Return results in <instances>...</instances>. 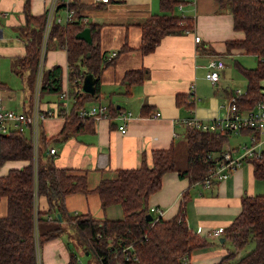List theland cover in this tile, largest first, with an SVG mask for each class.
Segmentation results:
<instances>
[{"label": "trees", "instance_id": "16d2710c", "mask_svg": "<svg viewBox=\"0 0 264 264\" xmlns=\"http://www.w3.org/2000/svg\"><path fill=\"white\" fill-rule=\"evenodd\" d=\"M159 12L151 13L141 24L143 52L153 51L161 38L174 31H190L195 26L192 16L180 14L176 8L189 0H159ZM222 8L228 7L234 16L235 29L243 30L242 39L230 40V47L244 49L245 53L258 57L253 67L235 63L247 79L242 94L234 95L241 110L264 103V0H218ZM31 0H25L26 24L21 26L20 35L27 39V53L18 58L17 71H29V85H36L39 69L40 44L47 24V11L40 15L30 12ZM81 3L59 0L56 16L60 9L72 10L68 21L52 18L46 50L65 49L68 62V77L73 87L71 93L76 102L72 114L66 117L62 130L51 139L64 140L71 135L92 126L94 118L80 117L77 109L89 99L101 96V75L103 69L114 63L121 51L130 49L124 44L111 57L100 47V25L86 22L80 14ZM34 24V25H31ZM89 29L90 39L80 35ZM85 72L96 76L94 94L82 90ZM146 68L127 70L123 81L127 87L142 83ZM63 68L60 64L44 65L41 74V95L59 93L63 83ZM2 83L0 82V85ZM179 105L192 106L188 93L177 95ZM148 106H145L147 108ZM110 116L118 109L109 105ZM118 110V111H117ZM251 129H245V132ZM231 134L225 130H204L190 127L186 134L187 160L185 167L178 166V148L172 143L168 148L152 151V164L143 153L141 165L120 168L113 176L103 177L95 186L89 184L87 170L77 167L58 166L54 156L45 154L48 146L46 136L41 138L36 159L32 140L20 130H11L8 135L0 134V167L9 159H26L29 162L20 168H12L0 176V200L7 197V212L0 213V264H39L38 253L46 242L69 233V242L93 254L100 264H187L191 253L198 248L209 246L212 241L190 228L187 218V202L190 189L183 191L177 213L168 219L152 213L149 205L151 194L162 187L163 176L168 171L179 170L182 177H189L191 184L204 179L217 161L209 154L223 150ZM45 155L48 157L45 159ZM253 172L264 179V153L251 156ZM97 192L104 209L118 205L122 209L120 218H96L91 212L72 213L67 207V196L73 193ZM45 195L47 210L37 208V197ZM241 211L224 228L226 240L234 249L217 262L211 264H264V194L243 195ZM60 212L61 219L57 213ZM154 215L148 220V214ZM52 218L49 219L48 216ZM51 223V224H50ZM47 224H50L47 226ZM254 247L233 262L236 253L248 243ZM67 264H80L77 253L71 252ZM88 264V263H87Z\"/></svg>", "mask_w": 264, "mask_h": 264}, {"label": "crops", "instance_id": "0c3cea01", "mask_svg": "<svg viewBox=\"0 0 264 264\" xmlns=\"http://www.w3.org/2000/svg\"><path fill=\"white\" fill-rule=\"evenodd\" d=\"M52 1L31 0L30 12L34 15L43 14ZM78 1L81 3L79 12L87 18V22L100 25V47L107 57L118 52L124 44L130 47L121 51L116 61L103 69L100 98L89 99L84 104L90 105L100 100L98 103L113 105L119 112L131 111V116L126 120L127 131L122 133L119 130L121 120L117 117L100 116L94 118L88 129L67 139H51L62 130L66 117L74 111L76 98L71 93L73 87L68 77L66 50L50 48L45 52L44 65L60 64L63 68V83L61 92L41 95L42 106L53 109L54 114L39 120L38 132L39 142L41 131L48 141L45 154L53 155L58 166L87 170L91 187H95L103 177L113 176L120 168L139 167L143 153H146L151 165L154 149L168 148L172 143L177 148L185 143L186 148V134L191 126L183 121L185 117L196 116L208 121L226 116L230 98L235 94V88H227L235 63L239 61L247 67L258 63L253 54L229 46L228 41L244 38L245 32L235 29L233 13L228 7L222 8L218 0H189L182 7L178 5L177 12L194 17L193 30L165 34L150 52L140 49L143 33L141 24L151 13L161 10L159 0ZM24 4L25 0H0V104L11 108L9 106L18 102L24 111L31 112L34 109L38 73L33 91L32 85H29V71L20 73L16 69L18 58L27 53V39L20 35V27L26 24ZM67 10L60 9L59 12L64 16ZM196 35H200L199 41L195 39ZM42 44L43 40L40 46ZM217 57L224 59L225 67L221 69L220 79L213 83L206 74L211 68L210 61ZM13 67L18 72L16 79H19V84L11 87V83L4 79H14L13 76L3 77V74L16 73ZM139 68H146L145 80L127 87L123 81L126 71ZM62 92L66 93L65 97L61 96ZM191 92L196 98L191 96ZM179 93H188V102L193 105H179ZM145 106L148 107L144 109ZM20 131L32 140L31 125ZM237 144L228 139L224 146ZM51 147H56L55 153H50ZM46 155L45 159L48 158ZM28 162L26 159H9L0 167V176ZM178 169L164 174L162 187L151 194L149 205L160 207L163 218H171L178 211L183 191L190 189L187 222L190 228L209 238L212 243L195 249L188 257L187 264L217 262L228 254L229 240L222 242L220 237L224 234L217 236L212 231L219 227L225 228L233 221L241 211L243 195L264 194V179L254 175L253 164L249 160L234 169L228 178L215 181L210 186L200 182L191 184L189 177L180 176ZM91 201L102 207L97 192L70 194L66 203L71 212H91ZM7 202V197L3 196L0 200L1 214H6ZM36 204L40 210H47L49 206L45 195L38 196ZM72 251L74 248L69 240L65 241L62 236L56 237L42 247L41 263L67 264ZM241 255L237 251L233 262Z\"/></svg>", "mask_w": 264, "mask_h": 264}, {"label": "built area", "instance_id": "2783aa9c", "mask_svg": "<svg viewBox=\"0 0 264 264\" xmlns=\"http://www.w3.org/2000/svg\"><path fill=\"white\" fill-rule=\"evenodd\" d=\"M102 2H109L110 0H99ZM59 0H53L47 8V24L44 33L43 44L41 46L40 53V65L38 71V81L35 89L34 96V109L31 112L24 110H17L13 108H6L0 104V131L3 133H9L11 130H23L25 127L32 126V142L35 157L38 155V143H39V132L38 125L39 120L45 118L47 115H53L54 111L51 108H44L41 103V74L44 66V57L46 52L47 38L49 33L50 24L52 18H57L61 21H68L72 17V10H67L66 14L56 16L57 4ZM182 7V4H180ZM84 21H88L86 17ZM200 35H196L195 39L200 40ZM210 70L206 76L213 83H216L221 76V69L225 67V61L222 58H213L210 61ZM85 75V74H84ZM194 86V85H193ZM244 91L237 90L234 95L242 94ZM230 98L228 114L224 117L203 120L196 116L185 117L183 120L186 124L193 128H200L204 130H225L228 129L231 132H243L245 129H251L249 133L250 139L244 144L239 143L238 145H227L224 146L223 150L219 153L209 154V157L217 156V161L213 166H210L208 173L204 177L201 184L205 186L212 185L215 181L224 180L229 177L231 172L237 167L241 166L245 160H248L251 156H262L264 153V103H259L256 107L241 110L237 106V99L235 96ZM61 96H66L65 92L61 93ZM191 96L195 97V94L191 92ZM196 98V97H195ZM119 112V111H118ZM131 111L123 110L116 116L121 122L118 125L119 130L122 133L127 131V118L131 116ZM77 114L80 117H93L99 118L100 116H110L109 105L107 103H94L90 105H84L77 109ZM159 114V112H157ZM56 147L50 148V153L56 152ZM152 213L156 216H160L162 209L155 205L150 206ZM153 215V217H154ZM52 218L51 215L48 216ZM212 233L214 235H221L224 233V227L215 228ZM38 262L41 263L40 251L38 253Z\"/></svg>", "mask_w": 264, "mask_h": 264}, {"label": "rangeland", "instance_id": "374dc122", "mask_svg": "<svg viewBox=\"0 0 264 264\" xmlns=\"http://www.w3.org/2000/svg\"><path fill=\"white\" fill-rule=\"evenodd\" d=\"M252 56H254L256 59H258V57L256 55H252ZM257 62H258V60H257ZM17 67L19 69V66H17ZM233 68H234V72L232 74V77L229 80V84H228L227 88L229 90H232L233 88H235V91H237L239 89L240 90L245 89L246 84H247V79H246L245 75L240 73V71L237 70L236 67H233ZM13 69H14V67H13ZM14 71L16 73L4 72V74H3V77L13 76V78L15 79V80L14 79H4L7 82L11 83V85H10L11 87L19 84V79H16L18 77L17 76L18 72L15 69H14ZM22 89H23V87H22ZM99 101L100 100H96V101H94V103H98ZM90 103H93V102H90ZM227 104H228V102L225 103L226 107H227ZM9 107L17 109V110H23V106L18 104V102H17V104L14 103L13 105H11ZM1 133H3V132L0 131V134ZM249 139H250V135L246 132H232L230 134V137H229V141H231V143H233V144H235V143L244 144L245 142H248ZM184 145H185V143L182 146H180V148H178L177 158H178V166L179 167H184L186 164V160H187V152H186V148L184 147ZM91 197H93V196H91ZM89 205L91 207V209L89 208V211H91L93 213V215L97 218H104V217L120 218L122 216V210H121L120 206H118V205L111 206L107 209H104L100 205L99 206L95 205L94 201H91ZM87 210H88V208H87ZM75 211H72V213H75ZM84 212H85L84 210H80V211L77 210L76 211V213H84ZM50 224H47V226ZM62 238L65 241L70 240L68 231H66L62 235ZM216 241H218V240L216 239ZM71 245L74 248V251L77 253L78 260H79L80 264H87V263L88 264H100V261L95 256H93V254H90V253L87 254L86 252H84V250L82 248H80L81 246H78V244L75 241H72ZM254 245H255L254 242H250L244 248L240 249L239 251L242 254H246L249 250H251L254 247ZM227 246L230 250L234 249V245L230 240L227 242ZM40 256H43V254H40ZM41 262H42V258H41Z\"/></svg>", "mask_w": 264, "mask_h": 264}, {"label": "water", "instance_id": "95a60500", "mask_svg": "<svg viewBox=\"0 0 264 264\" xmlns=\"http://www.w3.org/2000/svg\"><path fill=\"white\" fill-rule=\"evenodd\" d=\"M81 36L89 38L90 39V32L88 28H85L80 33ZM82 90L85 92H89L94 94L96 92V76L92 72H86L83 78L82 82ZM8 133H6L7 135ZM59 216V219H61L60 212L57 213ZM153 215L151 213L148 214V220H152ZM226 239V237L223 235L220 237V240L223 242Z\"/></svg>", "mask_w": 264, "mask_h": 264}]
</instances>
